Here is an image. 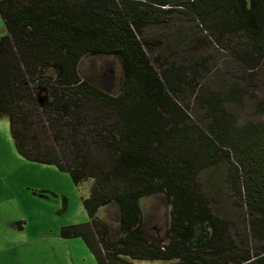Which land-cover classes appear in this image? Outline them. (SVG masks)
Masks as SVG:
<instances>
[{"label":"trees","instance_id":"1","mask_svg":"<svg viewBox=\"0 0 264 264\" xmlns=\"http://www.w3.org/2000/svg\"><path fill=\"white\" fill-rule=\"evenodd\" d=\"M0 19L18 155L89 183V221L62 239L96 264H264V0H0ZM85 55L120 57L117 93L80 77ZM156 195L170 210L152 241L140 201ZM108 207L115 228L97 218Z\"/></svg>","mask_w":264,"mask_h":264},{"label":"rangeland","instance_id":"2","mask_svg":"<svg viewBox=\"0 0 264 264\" xmlns=\"http://www.w3.org/2000/svg\"><path fill=\"white\" fill-rule=\"evenodd\" d=\"M4 33L0 19V36ZM210 44L204 42L198 54H210ZM224 60L215 59L212 68L225 77L220 70ZM78 73L103 91L115 94L122 80L120 57L85 55L78 63ZM88 189L89 183L75 186L69 174L55 166L32 163L19 156L10 136L8 119H0V264H96L82 239L59 236L62 227L89 221L81 201ZM140 207L148 238L163 239L170 210L165 197L142 199ZM237 214L239 231L244 232L250 215L245 208ZM97 218L116 227L113 207L100 209ZM248 243L254 246L251 240ZM132 264L166 263L132 261Z\"/></svg>","mask_w":264,"mask_h":264}]
</instances>
